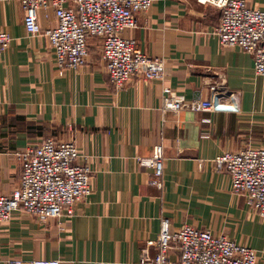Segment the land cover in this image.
Segmentation results:
<instances>
[{
  "label": "crops",
  "instance_id": "0c3cea01",
  "mask_svg": "<svg viewBox=\"0 0 264 264\" xmlns=\"http://www.w3.org/2000/svg\"><path fill=\"white\" fill-rule=\"evenodd\" d=\"M264 10V0H247ZM20 0H0V31L11 42L0 57V192L11 194L22 174L16 153L49 138L74 142L92 170V195L61 219L45 223L21 211L0 224V264H141L143 249L157 253L164 218L225 235L256 250L264 264V219L233 194L215 160L227 152L264 148V76L240 49L215 35L222 12L197 0H154L127 36L165 63L162 81L134 76L119 89L109 81L102 41L89 40L87 63L59 72L43 35L31 36ZM43 28L54 12H39ZM164 87L187 102L208 101L221 111L164 109ZM162 145V188L140 164ZM170 259L179 262L173 249Z\"/></svg>",
  "mask_w": 264,
  "mask_h": 264
},
{
  "label": "built area",
  "instance_id": "2783aa9c",
  "mask_svg": "<svg viewBox=\"0 0 264 264\" xmlns=\"http://www.w3.org/2000/svg\"><path fill=\"white\" fill-rule=\"evenodd\" d=\"M24 25L31 36L43 35L55 55L60 73L75 70L87 63L89 40L102 41V59L110 83L123 88L134 76L147 81H162L165 63L145 54L137 41L126 35L139 26L140 14L149 11L154 0H20ZM213 5L222 12L215 35L223 47L240 48L253 56L256 76H264V10L253 9L247 0H197ZM52 11L56 24L43 28L39 12ZM11 37L0 31V57ZM164 109L221 111L220 98L213 90L208 101L187 102L170 87H164ZM22 174L11 194L0 192V224L11 220L15 212H24L40 222L61 219L64 210L73 208L92 195V170L80 164L81 153L74 142L49 138L41 144L16 153ZM140 164L153 169L152 183L162 188L164 156L162 145L154 148L152 158ZM218 170H225L233 194L242 195L247 204L264 219V148H247L227 152L215 160ZM157 253L151 256L143 249L141 264H258L256 250L241 245L225 235L184 226L171 229L164 218L156 240ZM173 249L179 251V262L170 259ZM15 264H22L16 261ZM32 264H61L59 260H35Z\"/></svg>",
  "mask_w": 264,
  "mask_h": 264
}]
</instances>
